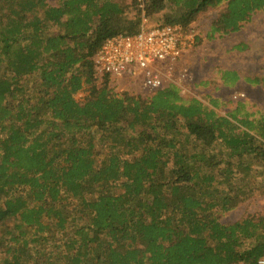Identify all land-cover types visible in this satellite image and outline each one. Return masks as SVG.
I'll return each mask as SVG.
<instances>
[{
	"label": "trees",
	"instance_id": "trees-1",
	"mask_svg": "<svg viewBox=\"0 0 264 264\" xmlns=\"http://www.w3.org/2000/svg\"><path fill=\"white\" fill-rule=\"evenodd\" d=\"M221 5L209 38L264 10V0H145L143 25L187 28ZM140 27L133 0H0V264L264 257V213L220 221L263 191L264 117L240 102L219 114L229 102L183 97L173 83L114 92L93 57ZM219 74L226 86L241 79ZM243 80L264 90V76Z\"/></svg>",
	"mask_w": 264,
	"mask_h": 264
},
{
	"label": "rangeland",
	"instance_id": "rangeland-1",
	"mask_svg": "<svg viewBox=\"0 0 264 264\" xmlns=\"http://www.w3.org/2000/svg\"><path fill=\"white\" fill-rule=\"evenodd\" d=\"M56 5L59 0H46ZM223 5L208 8L191 22L190 28L197 32L194 48L187 51L181 59L166 71L164 86L176 84L183 97H194L205 104L209 100L229 102L216 110L219 114L234 108V104H244V111L254 117H264V90L261 86H251L243 77L264 76V10L254 12L249 21L243 23L236 32L224 36L209 38L207 34L216 20ZM239 46L240 51L235 47ZM238 71L241 79L233 86H226L220 81V70ZM110 88L114 92L133 95H146L140 79L128 75L111 77ZM86 92L75 95L81 100ZM261 178H259L260 180ZM264 182V178H263ZM264 213V188L252 197L237 205L234 209L220 215L223 223H234L246 216H257Z\"/></svg>",
	"mask_w": 264,
	"mask_h": 264
},
{
	"label": "built area",
	"instance_id": "built-area-1",
	"mask_svg": "<svg viewBox=\"0 0 264 264\" xmlns=\"http://www.w3.org/2000/svg\"><path fill=\"white\" fill-rule=\"evenodd\" d=\"M144 1L133 0L141 19L140 31L108 38L93 57V63L98 75L138 78L142 89L152 92L164 87L166 71L194 48L198 34L189 26L145 28ZM258 264H264V257Z\"/></svg>",
	"mask_w": 264,
	"mask_h": 264
}]
</instances>
